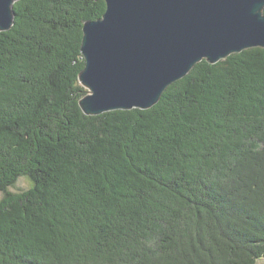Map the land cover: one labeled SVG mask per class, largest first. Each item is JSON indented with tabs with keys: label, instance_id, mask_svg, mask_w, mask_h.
I'll return each mask as SVG.
<instances>
[{
	"label": "trees",
	"instance_id": "16d2710c",
	"mask_svg": "<svg viewBox=\"0 0 264 264\" xmlns=\"http://www.w3.org/2000/svg\"><path fill=\"white\" fill-rule=\"evenodd\" d=\"M104 10L18 0L0 32V264H255L264 48L197 63L150 109L89 116L82 24Z\"/></svg>",
	"mask_w": 264,
	"mask_h": 264
},
{
	"label": "water",
	"instance_id": "95a60500",
	"mask_svg": "<svg viewBox=\"0 0 264 264\" xmlns=\"http://www.w3.org/2000/svg\"><path fill=\"white\" fill-rule=\"evenodd\" d=\"M17 1L0 0V32L13 26ZM104 2L101 16L82 24L77 79L85 115L149 109L197 63L264 48V0Z\"/></svg>",
	"mask_w": 264,
	"mask_h": 264
},
{
	"label": "rangeland",
	"instance_id": "374dc122",
	"mask_svg": "<svg viewBox=\"0 0 264 264\" xmlns=\"http://www.w3.org/2000/svg\"><path fill=\"white\" fill-rule=\"evenodd\" d=\"M32 186H33V180L28 175L23 174V175H19L13 183H11L9 186H7L6 190L12 194H17V193H21L23 191H26L27 189L31 188ZM3 195H4L3 191L0 190V199L3 197ZM255 264H264V258L257 259Z\"/></svg>",
	"mask_w": 264,
	"mask_h": 264
}]
</instances>
